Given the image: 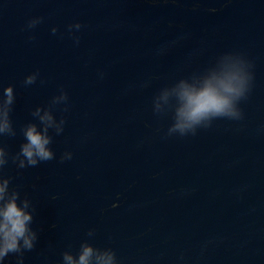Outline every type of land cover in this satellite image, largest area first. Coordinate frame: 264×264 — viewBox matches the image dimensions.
Here are the masks:
<instances>
[{"label": "water", "instance_id": "1", "mask_svg": "<svg viewBox=\"0 0 264 264\" xmlns=\"http://www.w3.org/2000/svg\"><path fill=\"white\" fill-rule=\"evenodd\" d=\"M236 68L231 110L187 126L182 83ZM4 119L34 235L0 264H264V0H0Z\"/></svg>", "mask_w": 264, "mask_h": 264}, {"label": "clouds", "instance_id": "2", "mask_svg": "<svg viewBox=\"0 0 264 264\" xmlns=\"http://www.w3.org/2000/svg\"><path fill=\"white\" fill-rule=\"evenodd\" d=\"M246 78L241 69L226 74L223 78L213 74L204 79L200 85L182 83L180 97L182 107L178 110L179 117L186 122L187 126L199 123L210 115L227 114L232 107L233 101L239 97L245 88ZM8 100H11V86L5 89ZM8 126L7 119L0 122V130ZM27 144L22 148L30 163H36L35 157L49 159L52 156L50 149L46 147L48 137L37 131L33 125L28 128ZM7 192V180L0 182V259L9 251L16 250L18 241L23 239L26 246L31 245L34 234L30 233L28 222L31 213L17 204L15 196L5 199ZM92 248L85 246L78 260L71 255H66L68 264H90ZM111 264V256L106 258Z\"/></svg>", "mask_w": 264, "mask_h": 264}]
</instances>
